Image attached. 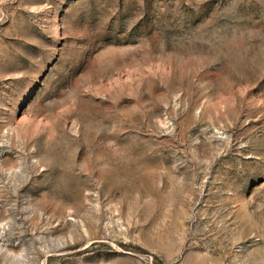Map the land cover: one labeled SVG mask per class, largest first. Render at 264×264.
<instances>
[{"label": "rangeland", "instance_id": "rangeland-1", "mask_svg": "<svg viewBox=\"0 0 264 264\" xmlns=\"http://www.w3.org/2000/svg\"><path fill=\"white\" fill-rule=\"evenodd\" d=\"M0 264H264V0H0Z\"/></svg>", "mask_w": 264, "mask_h": 264}]
</instances>
